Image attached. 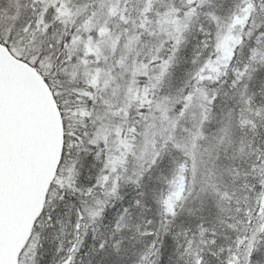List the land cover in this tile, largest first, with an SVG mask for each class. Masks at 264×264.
<instances>
[{"label": "snow or ice", "instance_id": "1", "mask_svg": "<svg viewBox=\"0 0 264 264\" xmlns=\"http://www.w3.org/2000/svg\"><path fill=\"white\" fill-rule=\"evenodd\" d=\"M0 264H264V0H0Z\"/></svg>", "mask_w": 264, "mask_h": 264}]
</instances>
